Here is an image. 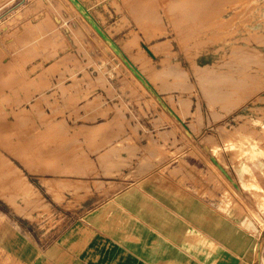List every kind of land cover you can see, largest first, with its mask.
Instances as JSON below:
<instances>
[{
    "label": "rangeland",
    "instance_id": "1",
    "mask_svg": "<svg viewBox=\"0 0 264 264\" xmlns=\"http://www.w3.org/2000/svg\"><path fill=\"white\" fill-rule=\"evenodd\" d=\"M6 1L1 207L54 226L44 188L72 208L187 156L227 172L264 156V0Z\"/></svg>",
    "mask_w": 264,
    "mask_h": 264
},
{
    "label": "crops",
    "instance_id": "2",
    "mask_svg": "<svg viewBox=\"0 0 264 264\" xmlns=\"http://www.w3.org/2000/svg\"><path fill=\"white\" fill-rule=\"evenodd\" d=\"M227 158L232 180L191 155L72 208L44 188L58 211L54 226L3 202L0 264H264V156Z\"/></svg>",
    "mask_w": 264,
    "mask_h": 264
},
{
    "label": "bare ground",
    "instance_id": "3",
    "mask_svg": "<svg viewBox=\"0 0 264 264\" xmlns=\"http://www.w3.org/2000/svg\"><path fill=\"white\" fill-rule=\"evenodd\" d=\"M12 1H13V0H7V1H6V4L11 3ZM35 1H36V0H35ZM38 1H40V0H38ZM58 1H59V3H63V4H64V1H60V0H58ZM65 1H67V3L73 5V7H76V8H77L78 6H79V7H80V6H83L80 0H65ZM208 1H209V0H207V2H208ZM231 1H232V0H231ZM40 2H41V1H40ZM210 2H211V1H210ZM0 3H2V2H0ZM4 3H5V2H4ZM49 3H50V2H49ZM205 4L207 5L206 2H204L203 5H202V3H201L200 5H201V6H204L206 9H208V6L206 7ZM4 5H5V4H4ZM200 5H199V7H200ZM208 5H210V3H209ZM2 6H3V4H2ZM187 6H188V7H186V8H190V7H189L190 4L187 5ZM197 6H198V5H197ZM197 6H195V7H197ZM193 7H194V5L191 6L192 9H193ZM199 7L196 8L197 11H198ZM209 7H210V6H209ZM30 8H31V5H30V6H26V7H24V10L19 11V12L15 13V14L13 15L12 20H15V19H18V20H19V19L23 18V16L26 14V12H27L28 10H30ZM80 8H81V7H80ZM83 8H84V7H83ZM191 8H190V9H191ZM0 9H1V7H0ZM190 9H188V10H190ZM192 9L190 10V12H192L193 17H192V15H190L189 17L187 16V18H190V17H191V20H194V18H195L194 16H196L197 13L199 14V11H201V10L203 11V9H199L198 12H193V11H196V10H195V8H194V10H192ZM206 9H205V10H206ZM210 9H211V8H210ZM82 10H83V9H82ZM185 11H186V13H184V14L190 13V12L187 11V10H185ZM185 11H184V12H185ZM209 11H210V10H209ZM204 12H205V11H204ZM204 12H202V13H204ZM194 13H196V14L194 15ZM88 15H89V14H88ZM187 15H189V14H187ZM199 15H200V14H199ZM199 15H198V17H199L198 20L200 21V16H199ZM201 15H202V14H201ZM207 15H208V14H207ZM212 15H213V14H212ZM90 16H91V15H90ZM203 16H205V14H204ZM208 16H209V15H208ZM184 17L186 18V15H183L182 18H184ZM198 17L196 16V19H195L196 21L194 20L195 22L198 21V20H197ZM211 17H212V16H211ZM185 18H184V21L186 20ZM192 18H193V19H192ZM204 18H205V17H204ZM201 19H202V18H201ZM12 20H11V21H12ZM140 20L142 21L143 25L146 27L147 24H146L145 21H144L145 19H144L143 17H141ZM188 20L191 21L190 19H187V21H188ZM6 21H7V20H6ZM11 21H10V22H11ZM91 21H92V20H91ZM187 21H185V22H187ZM199 21H198V22H199ZM14 22H15V21H14ZM204 22H205V21H204ZM4 23H5V22H4ZM4 23H2V26H3ZM7 24H8V23H7ZM92 24H94V23H92ZM145 24H146V25H145ZM8 25H10V24H8ZM95 26H96V24H95ZM147 30H149V32L152 31V30H150V29H147ZM152 33H153V32H152ZM104 35H105V34H104ZM104 37H107V35L104 36ZM107 38H108V37H107ZM109 38H110V37H109ZM107 42L110 43L111 41L109 42V41L107 40ZM115 44H116V43H115ZM111 45H113V40H112ZM114 46H115V45H114ZM116 49H118V48H116ZM145 50H147V51L150 53V55L155 56V50L153 49V47H151V46L149 47V46L146 45V46H145ZM118 51H119V49H118ZM128 64H129V63H128ZM245 71H246V70H245ZM137 72H139V71H137ZM243 72H244V71H243ZM137 74H138V73H137ZM248 75H249V74H248ZM142 76H143V74H142ZM142 76H141V79H142V81H143ZM244 76H245V75H243V77H244ZM144 81H145V80H144ZM145 82H146V81H145ZM146 84H147V83H146ZM124 147H125V146H124ZM192 167H193V166H192ZM219 170H220V169H219ZM210 171H211V170H210ZM242 190H243V189H242ZM241 193H242V192H241ZM258 216H260V215L258 214ZM261 220H262V218H261ZM261 223H262V227H264V219L262 220ZM261 240H262V239H260V241H261ZM257 251H258V256H259V253L261 252V246H260V244L258 245ZM260 255H262V254H260ZM259 257H260V256H259ZM259 257H257V258H259ZM256 263H257V260L255 261L254 264H256Z\"/></svg>",
    "mask_w": 264,
    "mask_h": 264
},
{
    "label": "water",
    "instance_id": "4",
    "mask_svg": "<svg viewBox=\"0 0 264 264\" xmlns=\"http://www.w3.org/2000/svg\"><path fill=\"white\" fill-rule=\"evenodd\" d=\"M113 46H114V44H113ZM114 47H115V46H114ZM117 53H118L120 56L122 55V56L125 58V56L121 53V51H117ZM124 58H123V59H124ZM125 61H126V63H128V61H127L126 58H125ZM127 65H129V64H127ZM136 75H137V74H136ZM137 77L140 78V76H138V75H137ZM140 79H141V78H140ZM212 158H213V160L215 161V163L218 164V165L220 166V168L222 169V171H223L224 173H226L227 177H228L229 179L232 180L230 174L226 171V169H225L221 164H219V163L217 162V160H216L214 157H212Z\"/></svg>",
    "mask_w": 264,
    "mask_h": 264
}]
</instances>
